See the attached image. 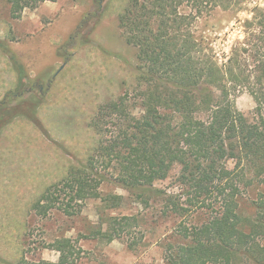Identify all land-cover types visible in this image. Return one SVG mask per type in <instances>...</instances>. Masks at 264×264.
Segmentation results:
<instances>
[{
    "label": "trees",
    "instance_id": "1",
    "mask_svg": "<svg viewBox=\"0 0 264 264\" xmlns=\"http://www.w3.org/2000/svg\"><path fill=\"white\" fill-rule=\"evenodd\" d=\"M45 1L56 0H7L10 16L19 18ZM245 3L250 17L241 25L243 39L228 53L218 52L207 33H198L196 20L217 7L240 11ZM100 15L90 11L59 49L76 42L86 24ZM118 26L137 51L133 91L98 106L90 120L96 146L33 209L45 215L57 203L71 213L86 199L120 207L122 195L101 196L98 190L110 181L141 205L161 203L162 215L174 220L172 241L163 244L165 264H264V199L253 202L250 218L239 213L247 190L264 184V3L128 0ZM10 58L18 80L0 100V131L18 117L37 124L46 91L40 79L28 78L20 62L12 54ZM241 90L255 103L250 117L235 104ZM34 91L41 97L26 98ZM131 97L140 102L138 114L129 110ZM175 166L177 189L157 188L155 183ZM137 226L132 215L110 217L102 235L112 241ZM52 245L67 252L70 243L63 239Z\"/></svg>",
    "mask_w": 264,
    "mask_h": 264
},
{
    "label": "rangeland",
    "instance_id": "2",
    "mask_svg": "<svg viewBox=\"0 0 264 264\" xmlns=\"http://www.w3.org/2000/svg\"><path fill=\"white\" fill-rule=\"evenodd\" d=\"M127 1H45L12 18L7 0H0V100L17 85L10 54L28 78L40 79L46 89L37 124L18 117L0 131V264H165L163 244L172 241L174 220L162 215L161 203L141 205L113 182H103L98 190L101 196L122 195L120 207L86 199L71 213L57 203L45 215L33 209L41 195L71 167L84 162L96 146L98 136L90 120L98 106L133 91L137 51L124 41L118 26ZM243 6L240 11L215 8L196 20L198 33H207L218 52L228 53L244 37L241 25L250 17V6ZM90 11L101 14L98 21L92 18L76 42L59 49ZM40 97L38 91L26 95ZM235 104L248 117L255 106L245 90L236 93ZM129 105L132 114L141 110L133 97ZM178 175L175 166L155 186L175 190ZM260 197L264 199V184H253L239 201V213L253 216V202ZM130 215L137 218V227L112 241L103 237L110 217ZM63 239L70 243L69 250L56 251L53 242Z\"/></svg>",
    "mask_w": 264,
    "mask_h": 264
},
{
    "label": "crops",
    "instance_id": "3",
    "mask_svg": "<svg viewBox=\"0 0 264 264\" xmlns=\"http://www.w3.org/2000/svg\"><path fill=\"white\" fill-rule=\"evenodd\" d=\"M61 45H62V44H61ZM61 45H60V46H61ZM60 46H59V47H60ZM52 65H53V63L50 64V66H52ZM31 76H32V75H31Z\"/></svg>",
    "mask_w": 264,
    "mask_h": 264
},
{
    "label": "water",
    "instance_id": "4",
    "mask_svg": "<svg viewBox=\"0 0 264 264\" xmlns=\"http://www.w3.org/2000/svg\"><path fill=\"white\" fill-rule=\"evenodd\" d=\"M62 67H63V66H62ZM62 67H61V68H62Z\"/></svg>",
    "mask_w": 264,
    "mask_h": 264
}]
</instances>
